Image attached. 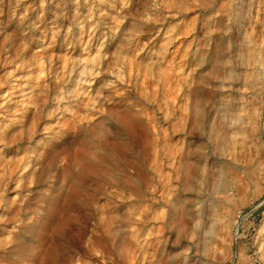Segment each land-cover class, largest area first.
<instances>
[{
	"label": "rangeland",
	"instance_id": "374dc122",
	"mask_svg": "<svg viewBox=\"0 0 264 264\" xmlns=\"http://www.w3.org/2000/svg\"><path fill=\"white\" fill-rule=\"evenodd\" d=\"M177 2L174 8L167 4L155 8L150 0H0V154L8 152L24 162L30 161L28 168H19L0 179V264H246L239 257L242 248L247 264H264L257 244L264 232V80L260 89L243 88L247 94L255 91L242 113L251 117L250 122L257 123L254 128L261 130L262 137L249 136L254 152L245 160L248 167L239 165L237 169L243 174L240 175L243 193L235 201L240 204L236 206L231 227L232 247L208 235L207 221L198 230L197 242L192 240L185 246L175 238L176 231L186 225L185 207L195 198L187 192L193 181L189 150L207 145L199 125L202 110L217 103L215 116L220 118L219 109L225 99L215 97L214 85L204 88L198 82L214 78L215 59L222 47L224 51L231 44L239 53L241 45L264 46V0ZM246 5L245 21L240 22L238 9ZM149 15L152 20L148 22ZM229 18L231 29L226 35L222 29L229 25ZM158 35L161 37L156 39ZM135 46L141 47L140 61L146 49L164 50L165 46L169 47L164 50L169 51L168 59L188 50L191 56L196 55L191 60L193 68L186 70L188 84L182 103L192 113L193 121H175L179 131L171 141L168 139L167 142H172L170 147L165 143L174 151L180 148L187 156L179 157L183 161L182 166L178 165L180 173L177 176L172 173L175 179L170 198L159 191L157 184L164 180L160 177L156 180L159 174H152L154 178L151 175L146 185L134 178L131 188L140 194L139 198L134 194L139 203L134 204L140 207L137 220L151 219L158 212L159 221L148 218L146 226L139 222V227L133 229L144 227L137 234L126 227L127 233L121 238L116 229L119 211L110 193L117 173L115 109L120 96L125 104L134 92L129 55L135 54ZM185 46L191 48L184 51ZM261 77L264 79V74ZM205 90L212 93L210 97H204ZM97 92L101 95L95 113H90L88 121L79 122L78 111L85 110ZM165 125L164 129L170 127ZM8 141L13 142L12 147L4 152ZM251 158H256L255 162ZM216 164L214 171L220 168ZM163 165L164 161L161 170L164 168L166 175L168 169ZM127 173L124 167L123 174ZM155 186L158 193H153ZM124 187L128 184L124 183ZM141 195L144 196L140 198ZM20 206L25 209H19ZM101 206L108 211L103 212ZM124 209L121 218L124 225L131 222L129 217L132 222L137 221ZM144 249H149L148 256L140 254Z\"/></svg>",
	"mask_w": 264,
	"mask_h": 264
},
{
	"label": "bare ground",
	"instance_id": "6f19581e",
	"mask_svg": "<svg viewBox=\"0 0 264 264\" xmlns=\"http://www.w3.org/2000/svg\"><path fill=\"white\" fill-rule=\"evenodd\" d=\"M150 2H151V6H154L155 8L158 6V4L159 5L162 4L161 6H163V4H167L169 7L174 8L179 3V2H177V0H150ZM251 6L252 5L250 4L249 9H251L250 8ZM245 8L248 9L247 5L244 7L241 6L238 9L237 16H238L240 22L245 21V19L243 20L244 14H247V12H246L247 9L245 10ZM150 16L151 15H149L148 22L152 20ZM229 20H230V18L228 19V21ZM241 20H243V21H241ZM152 22H154V21H152ZM156 29H158V28H156ZM168 29H170V28H168ZM178 29L179 28H177V30ZM230 29H231V25H230V21H229V25L225 26L222 29V30H224V31H222V32H224L223 34L227 35V33L229 32ZM158 30H156V31L160 32ZM168 31L165 33V35L167 33H169ZM145 32L147 33V31H145ZM178 32H180V29ZM148 33H149V31H148ZM186 33L188 34L189 32H186ZM176 34L180 35V33H176ZM184 35H186V34H184ZM160 37H161V35H158L156 37V39H159ZM133 40H134V38H133ZM133 40H132V42H133ZM154 41H155V39H154ZM128 44L130 46V43H128ZM138 44L139 43H137V45ZM168 44H169V42L167 43V45ZM170 45H171V43H170ZM129 46L127 45V47H129ZM127 47H126V49H127ZM163 47H164V45L161 48H163ZM138 48L139 47L135 46V49L133 50L135 52V54L131 55V57L129 55V58L131 59L130 60L131 65L129 64L131 66V68H130L131 70L129 71V73H131L132 77L134 78L135 83H133V88H134V92H136V93H134V92H133L134 94L131 93L132 95L131 94L129 95V99H128L127 103H125V104H124L123 98L120 96L118 99L117 105H116V109H115L116 110V113H115V116H116L115 117V127H116L115 132L116 133L115 134H116V169H117V173L115 174L116 175V179H115L116 181H115V185L113 187V191H111L110 193H111V196L113 195V197H114V200L111 198L113 201H115V204L114 203L113 204L115 206L117 204L116 209L119 211V218L120 219H119V221H117L118 227L116 228L117 232L120 235L119 237H121L122 235L124 236V234L127 233V230H124L126 227H128L129 229L131 228V231H132L133 228L139 227L138 226L139 222H142L143 225H145L146 223L149 224L150 220L151 221L153 220V222H154L155 220H158L161 217L159 214H157L158 213L157 212L155 217L151 216V219L148 217L150 220L148 218H147L148 220L147 219L142 220V218H141V220L138 221L137 219H140V217L138 216V214L140 213V212H138V210H140L139 209L140 207L137 206L136 204H139L138 198H139L140 194H138V191H135L137 189L134 188L135 190H133V188H131V187H133L132 185L134 182V178H137L139 183H144L146 185V183H148L150 180L149 178L152 179V176L154 178V175H152V174H156V175L159 174V176L156 177V180H158L157 178H159V177L161 178V180L164 178V180L162 182H158V184H157L158 187L160 188L159 191H162L163 196H165L166 198L167 197L170 198L169 194L171 193L170 189L172 188L171 185H172L173 178L175 179L174 176H177L178 173H180L179 171H181L180 167L182 165L180 164L181 160L179 159V157H180V155H183L182 154L183 150L182 151L179 150L180 148H178V147H177L178 151L177 150L174 151L173 148H171V149H173V150H171L165 145V143L168 141V139L170 140L171 137H173L174 134L178 133V131H179L177 128L178 125L177 126L174 125L175 121L183 120V119H188L189 121H191V120L193 121L192 113L189 114L188 110L185 107H183V105H182L183 97H185L184 91H185V89H187L186 85L188 84V80H186V78H187L186 70L188 68H191V69L193 68L190 66L193 63V62L191 63V60L193 59V55H195V54H192V56H191L192 52L190 53L188 50L191 48V46H190V48L189 47L187 48L185 46L184 51L186 49L188 50V51H186V53H184V54L181 53L182 55L181 56L179 55L178 57L176 55L175 56L172 55L173 57L171 59H168L169 58V56H168L169 51H164L167 48L166 46H165L164 50L160 49L157 51H152V49H151V52L150 51L147 52V49H146L145 50L146 53H145V56L143 55L144 59L142 61H140V57H139L140 53L138 54L141 47H140V49H138ZM222 49H223V47H222ZM222 49L219 50L221 52L217 51V53L219 52V55L216 54L217 59H215L216 66H215L214 78L212 80H210L209 78H204V79H202V81L198 82V84L203 85L204 88H207V87L211 88V86L214 85L213 88L215 87L214 88L215 93L212 90L211 91L215 94V97L217 95L218 96L220 95V96L224 97L225 99H224V103L221 105V107L219 109V110H221V113H222L220 118H216V116H215L217 113V106H216V105H218L217 103L216 104L211 103L209 106L206 107L205 110H202L203 114H202V118L200 120L201 123H199V125L200 124L202 125L201 135H202V137H204L207 140V143H206L207 145H205L201 148H193L194 146L193 147L191 146L193 149H190V150L188 149L190 159L187 158V160L189 159V160L193 161V162L191 161V163H190L192 168L191 169L189 168V169L191 170V172L193 171L192 173L194 174V176H192L193 174L191 173L192 175H190V176L192 177L193 181L191 180L190 187L187 186L189 188L187 190V192L189 191L190 195L192 197H195L194 198L195 200L191 199L192 200L191 203L188 201L189 205H187V207H185V209L188 208V212L186 209V213L188 214L187 215L188 218L186 217L183 220L184 222L181 220L183 223L186 224L185 227L182 228V226H181V228H179L177 231L175 229V231H176V237L175 238H177V241H178L177 243L185 245V246L192 240H194L196 242L198 241V235H199L198 230L207 221V225H208L207 229L209 230V232H207L208 235H210V234L214 235V236L218 237L219 239H221L229 248L232 247V244L234 242H233V239H231L232 238L231 236H233L231 234V227H232L233 221H235L234 220V216H235L234 212H235V209L237 208L236 206H238L240 204L239 203L237 205L235 203V201H237V197L241 193H243L242 192L243 189L241 186V184H242L241 177L242 176H240L242 174V172L239 171V172H241V174L238 173L239 165H242V167H243V165L245 166V164H246L245 162H247V161H245L246 158L251 155V151L254 152L253 151V144L251 143L252 140L250 141V139L251 138H258V139L260 138L261 139V137H262L260 134L261 130L254 128V125L256 122H254V123H253V121L250 122L249 119H251V117H248L246 113L244 114L242 112L247 107L249 102L251 101L252 96L255 95V91H250L248 94L244 93L243 88L244 87H250L249 88L250 90L252 88H254L256 90H257V88L260 89L261 88V81L264 80V79H261L262 78L261 76L264 74V46L263 45H254L253 46L250 44L241 45V47L239 48V53L238 52L236 53L237 49L234 46H232L231 44H229V46H227L226 50L222 51ZM127 50H129V49H127ZM126 51H125V53H126ZM125 53H123V54H125ZM123 54H122V56H124ZM127 57H128V55H127ZM194 57H196V55ZM117 58H119V57H117ZM129 58H128V60H129ZM124 61H125V59H124ZM127 66H128V64H127ZM192 66H194V65H192ZM247 70L250 71V73H248ZM120 71H122V70H119V72ZM121 75L123 76L124 74L122 73V74H120V76ZM185 76H186V78H185ZM246 76H248L250 78L247 79ZM190 90H193V89L190 88ZM209 90H207V91L205 90V92H206V93H204V94H206V95H204V97L206 96L205 98H208L211 96L212 93L208 92ZM119 94H121V93H119ZM100 95L101 94H99V92L94 94L93 97L90 99V101H88L89 103L86 104V106L84 105L86 107V109L83 111H78L77 119L79 120V122L80 121H83V122L88 121L89 117H91L90 113H92V114L95 113L93 111L95 109H97V107L99 105ZM216 99L217 98H215V99L213 98L214 101ZM73 111H76V110H73ZM186 111H187L189 116H187ZM193 116H195V114H193ZM165 124H169L170 127L168 129H164V126H166ZM87 125H89V124H87ZM193 127H195V126H193ZM199 128H198V130H199ZM198 130L196 129L195 131L198 132ZM257 130H259V131H257ZM199 131H201V130H199ZM198 136L199 135H197L195 137L197 138ZM249 136H252V137L250 138ZM192 137H193V134H192ZM192 137L190 136V138H192ZM256 141H259V140H256ZM192 142H194V141H191V143ZM253 142H255V141H253ZM12 143H10V141H8V143L5 145L4 152L6 150H9V148L12 147V146H10ZM169 143L170 142H167L168 146H169ZM189 144H190V142H189ZM172 146H173V144H172ZM258 151L260 152V150H258ZM17 152L18 151H16V153ZM7 153L6 154L3 153L2 155L0 154V179H5V178L11 176L19 168L24 169V168H28L30 166V165L28 166V164H30V161L24 162L22 159H18L16 156H10ZM185 153H186V151L184 152V154ZM178 154H179V156H178ZM184 156L185 155H183L182 158H184ZM185 157H187V156H185ZM255 160H256V158H255ZM255 160H253V161L255 162ZM163 161H164L163 166L165 167V170L168 169V172L166 173V175H164V173H163L164 168L161 170ZM253 161H252V163H253ZM182 162L183 161H181V163ZM216 163L220 164V168L218 170L214 171L213 167H214V164H216ZM248 163L249 162H247V165H248ZM179 164L181 166H178ZM215 166H219V165L216 164ZM252 166H253V164H252ZM124 167H126V169L128 171L127 175L123 174L124 173ZM170 167H173V168H171V171L169 170ZM250 167L251 166L249 165V168ZM242 169H244V168H242ZM246 169H248V168H246ZM250 169H249V172L251 171ZM161 171H162V175L160 176ZM172 173L176 174V175L173 176ZM252 173H254V171ZM190 176H189V178H190ZM177 179H178V177H177ZM242 179H243V177H242ZM124 183L126 185L128 184V187H126V189L124 187ZM145 185H144V187H146ZM174 186H175V184H174ZM138 188H140V187H138ZM245 189H244V191H245ZM152 190H153V193H155L158 191V188L155 186V188L154 189L152 188ZM173 191H175V190H173ZM173 191H172V193H173ZM209 192L211 194V197L209 196ZM135 193L138 196L137 199H136V197L134 198ZM176 194H177V192H176ZM190 195H189V198H190ZM143 196L144 195H141L140 198H142ZM165 197H162L163 200H165L164 202H166ZM179 197L180 196L178 195V198ZM241 198H245V196L244 197L241 196ZM176 199H177V197H176ZM176 199H175V201H176ZM144 200H146V199H144ZM177 200L180 201L179 199H177ZM238 200H241V199H238ZM170 201H172V199ZM106 202H105V204L107 205V203H109V202H107V203ZM153 202H155V201H153ZM102 203H104V202H102ZM102 203H101V205H102ZM134 203H136V204H134ZM161 203H162V201H161ZM180 204L181 203H179V205ZM175 205H176V203H175ZM108 206H109V204H108ZM101 207L103 208L102 211L106 208V207L104 208L103 206H101ZM137 207H139V208H137ZM20 208L22 209L21 206L19 207V209ZM124 208H126L128 216L130 215V216L136 217L134 220H137V221L132 222V220H131L132 217H129V222L130 221L131 222L128 225H124V221L121 219L125 215V214L124 215L122 214V212L125 211ZM24 209H22V210H24ZM123 209H124V211H122ZM143 209H145V208H143ZM105 210H106V212L108 211L107 209H105ZM156 210H154V211H156ZM99 211H101V208ZM146 211H147V209H146ZM168 211H169V209H168ZM121 214H122V217H121ZM161 214H163V213H161ZM183 214H184V212H183ZM151 215H152V213H151ZM103 218L105 219V216ZM171 218H174V217H171ZM101 221H102V219H101ZM170 221H172V219ZM111 223L113 225L116 224V222H114V223L111 222ZM155 223L157 224V222H155ZM179 223H180V221H179ZM164 224H166V223H164ZM180 224H182V223H180ZM151 225L152 224H150V226ZM175 225H177V224H175ZM142 228H139L136 230L133 229V231H135L134 233H136V232L140 233L142 231ZM145 228H147V227H145ZM159 230H160V228H159ZM150 231H152V230L150 229ZM150 231H149V234H150ZM157 231H158V229H157ZM152 232H156V231H152ZM160 232L162 233V231H160ZM161 233H160V235H161ZM157 234H159V233H157ZM152 235H153V233H152ZM115 237H116V235H115ZM257 244L259 247V252L261 255L262 262L264 263V232H261V235L257 240ZM145 247H147V245H145ZM149 249L142 250V253H140V254H143L144 256H148L149 254L147 255V252ZM240 251H241V249H240ZM244 251L245 250L242 248V251L239 252V253H241L239 255V257L241 256L240 260H245V262L247 264V261H246L247 256H246V253H244ZM144 256L140 255L141 258ZM145 258H143V259H145ZM135 259H139V257H137ZM184 262H187V259L184 260Z\"/></svg>",
	"mask_w": 264,
	"mask_h": 264
}]
</instances>
